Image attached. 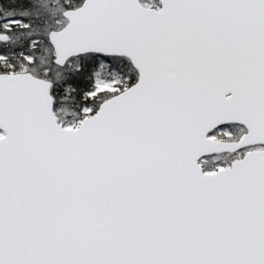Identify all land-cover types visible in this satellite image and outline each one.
<instances>
[{
	"label": "snow or ice",
	"instance_id": "6c2138e0",
	"mask_svg": "<svg viewBox=\"0 0 264 264\" xmlns=\"http://www.w3.org/2000/svg\"><path fill=\"white\" fill-rule=\"evenodd\" d=\"M0 264H264V0H0Z\"/></svg>",
	"mask_w": 264,
	"mask_h": 264
}]
</instances>
